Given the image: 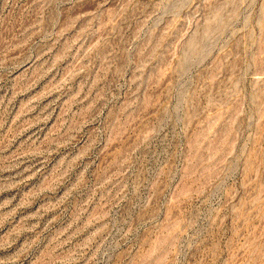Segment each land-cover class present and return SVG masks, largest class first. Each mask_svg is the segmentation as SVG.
Segmentation results:
<instances>
[{"label":"rangeland","instance_id":"1","mask_svg":"<svg viewBox=\"0 0 264 264\" xmlns=\"http://www.w3.org/2000/svg\"><path fill=\"white\" fill-rule=\"evenodd\" d=\"M0 264H264V0H0Z\"/></svg>","mask_w":264,"mask_h":264}]
</instances>
